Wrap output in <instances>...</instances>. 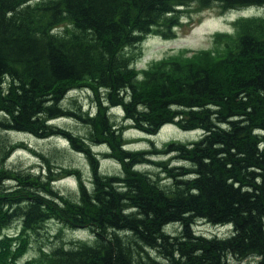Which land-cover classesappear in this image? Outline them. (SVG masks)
<instances>
[{
  "label": "trees",
  "instance_id": "16d2710c",
  "mask_svg": "<svg viewBox=\"0 0 264 264\" xmlns=\"http://www.w3.org/2000/svg\"><path fill=\"white\" fill-rule=\"evenodd\" d=\"M213 6L256 12L213 34L209 49L133 68L144 40H172L183 14ZM262 11L264 0H0V264H264ZM83 92L94 98L93 115L63 104ZM57 119L84 125L88 136ZM165 125L200 135L127 147V129L151 137ZM10 133L65 141L87 160L90 183L77 168L53 170L41 154L42 173L10 168L24 147L1 136ZM99 145L119 174L101 172ZM69 177L76 189L66 194L55 185ZM49 222L90 237L38 247L22 261ZM199 223L227 232L207 238Z\"/></svg>",
  "mask_w": 264,
  "mask_h": 264
},
{
  "label": "rangeland",
  "instance_id": "374dc122",
  "mask_svg": "<svg viewBox=\"0 0 264 264\" xmlns=\"http://www.w3.org/2000/svg\"><path fill=\"white\" fill-rule=\"evenodd\" d=\"M247 11L256 12L255 9ZM233 11L220 13L215 6L204 10L202 12H189L182 15L181 21L183 26L176 30V36L172 40H164L160 37L150 36L142 42V44L135 51L138 54L134 63L132 64L135 70L145 69L152 61L162 59L168 55H174L180 50L197 51L201 49H209L212 47L213 34L217 32H230L232 30V23L235 18L242 13L247 12ZM264 11L261 12V14ZM75 96V97H74ZM63 104L66 107L75 109L76 106L81 107V111H90L93 115L96 111V103L94 98L89 93H80L75 95L70 93L64 99ZM122 113L120 109L112 110L111 119L116 124H121ZM58 126L67 128L80 137L86 138L88 136V128L80 123H76L70 119H57L52 122ZM200 132H182L173 125H165L159 132L151 137H146L133 129H127L124 133V138L129 142L127 145L130 149H146L149 147L147 140H150L155 145L160 146L162 143L169 140L179 142H191L196 140ZM13 144L22 143L23 149L16 150L7 161L6 165L10 168H25L27 170H34L42 173L47 164L40 159L39 154L45 156L47 163L53 170L59 167H74L80 170L82 179L86 184H89L90 171L87 160L81 154L75 153L67 147V143L61 139H44L37 140L19 133L3 134ZM93 150L100 155V170L104 174H119L120 166L112 159L103 158L101 154L106 153V147L103 145L94 146ZM174 165V163H172ZM143 170L150 172L152 175L158 174V170L153 168L141 167ZM162 185L165 184L164 175H159ZM56 188L64 193H75L76 181L69 177L56 183ZM8 232L10 234L18 231V226L10 225ZM227 227L215 228L208 225H197L195 229L199 235L212 237L216 235H223ZM223 229V231H222ZM168 230L172 233L178 232L177 226H170ZM61 231V237H55ZM222 232V233H221ZM90 234L87 231H71L64 230L59 225L49 222L45 229L40 231L39 236H31V246L23 257L30 259L38 255V247L47 250L54 246H59L61 243L68 244L71 240H87ZM70 245V244H68ZM67 246V245H66ZM229 264H248L245 262L232 261Z\"/></svg>",
  "mask_w": 264,
  "mask_h": 264
},
{
  "label": "bare ground",
  "instance_id": "6f19581e",
  "mask_svg": "<svg viewBox=\"0 0 264 264\" xmlns=\"http://www.w3.org/2000/svg\"><path fill=\"white\" fill-rule=\"evenodd\" d=\"M236 11V10H235ZM224 13V12H223ZM221 34V33H220ZM202 133V132H201ZM152 143V142H151ZM148 152V151H147ZM202 223V222H201ZM200 224V223H199ZM205 224V223H204ZM213 226V225H212ZM209 227H211V226H209ZM218 227V226H217ZM223 227V226H222ZM232 227V226H231ZM196 228V227H195ZM223 229H224V227H223ZM223 229H222V231H223ZM228 230H229V228H228ZM231 231V230H230ZM229 232V231H228ZM232 232V231H231ZM222 233V232H221ZM226 233V232H225ZM228 234V233H227ZM226 234V235H227ZM224 236H225V234H224ZM229 236V235H228ZM215 237V236H214ZM208 238V237H207ZM228 238V237H227Z\"/></svg>",
  "mask_w": 264,
  "mask_h": 264
}]
</instances>
